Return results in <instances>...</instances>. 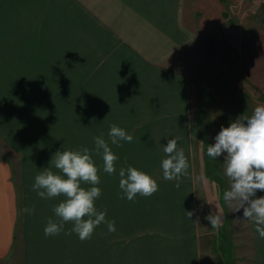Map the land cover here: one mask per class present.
Wrapping results in <instances>:
<instances>
[{"label": "crops", "instance_id": "obj_1", "mask_svg": "<svg viewBox=\"0 0 264 264\" xmlns=\"http://www.w3.org/2000/svg\"><path fill=\"white\" fill-rule=\"evenodd\" d=\"M0 3L12 4L8 13L0 12V20L7 16V29L20 30L21 39L16 40L19 49L29 52L33 60L44 58L49 80L52 77L60 94L53 93L55 98H61L60 106H64L66 99H77V124L86 123L83 118L93 114L95 137L103 134L108 141L110 126L116 124L133 140L145 138V143L137 147L141 148L137 151L141 156L150 138L164 146L168 139L178 138L189 161L188 95L183 87L187 80L165 71L170 60L189 43V33L182 22L184 0ZM242 61L246 78L264 95V21L258 29L245 33ZM223 100L227 112L224 127L236 119L229 115L231 100L237 101L239 116L251 115L254 110L235 87L225 89ZM130 115L144 117L138 130L130 129L129 120L124 123ZM161 120L167 122L161 125ZM58 133L69 138L65 126H59ZM0 136L9 148L17 152L23 149L15 136L1 127ZM121 143L122 147H116L109 141L118 156L116 166L123 162L124 152L122 155L119 148H128L124 157L131 162L127 156L133 152V142ZM94 157L100 167L101 182L97 186L102 192L95 204L98 210L107 209L106 219L115 221L116 231L107 234L106 225L101 224L91 239L81 241L75 233L45 237L47 220L56 219L52 208L58 203L19 204L12 176L16 175L14 167L0 156V264H206L197 190L190 167L179 188L175 187L176 181L151 175L159 191L151 197L137 195L135 202H131L119 198L122 192L117 177L102 175V158ZM222 158L224 162L223 155ZM223 175L229 188L224 166ZM259 196H264V191L258 190ZM32 206L35 214L29 216L23 209ZM188 211L193 212L191 219ZM249 225L253 264H264V239L259 238L252 223ZM71 227L66 224L65 231Z\"/></svg>", "mask_w": 264, "mask_h": 264}, {"label": "rangeland", "instance_id": "obj_2", "mask_svg": "<svg viewBox=\"0 0 264 264\" xmlns=\"http://www.w3.org/2000/svg\"><path fill=\"white\" fill-rule=\"evenodd\" d=\"M11 7L12 4L0 3V12L8 13ZM183 14V28L189 33V43L176 58L170 60L165 71L187 80L183 87L188 95L189 161L197 190L203 261L206 264H253L250 222L234 221L243 218V209L233 212L224 202L223 194L228 188L223 175V158L221 155L217 160L210 159L207 147L215 143L214 138L226 118L223 94L227 87L238 88L253 109L264 104L263 93L246 78L242 63L244 35L258 29L263 23L264 0H184ZM2 17L0 127L15 136L23 149L17 152L9 148L0 136V156L14 167L16 175L12 176L19 204L59 203L64 197L41 199L32 191L34 177L50 166L51 157L58 150L94 148V115L85 116L83 119L86 123L77 124V99H66L63 101L64 106H60L62 100L55 98L56 94H60L52 77L49 80L44 58L33 60L29 52L20 50L19 42L16 43L17 39H21L18 35L20 30L7 29V16ZM67 87L69 91L70 85ZM222 87L226 88L222 90ZM236 103V100L230 101V117L237 118L240 115ZM60 112L64 115L60 116ZM142 118L130 115L124 123L129 120L130 129L135 130ZM166 122L161 120L160 124ZM59 126H65L69 138L60 136ZM139 139L132 141L133 154L129 151L130 157L127 156L131 162L125 164L124 155L128 148L118 149L122 155L124 152L123 157L119 153L123 162L117 164V171L113 174L117 177L118 187V173L122 166L131 165L149 175H163L160 164L166 158L164 145L156 138H150L141 156L137 154L141 148L137 147L145 143V138ZM180 145L178 140L177 146ZM52 170L57 171L54 168ZM215 205L224 216V223L219 229H212L210 222L205 219L210 212L216 213ZM241 224H244V228L239 227Z\"/></svg>", "mask_w": 264, "mask_h": 264}, {"label": "clouds", "instance_id": "obj_3", "mask_svg": "<svg viewBox=\"0 0 264 264\" xmlns=\"http://www.w3.org/2000/svg\"><path fill=\"white\" fill-rule=\"evenodd\" d=\"M215 143L208 145L207 155L212 160L224 156V173L229 180V188L223 194V200L233 212L243 209V218L234 221L250 222L255 232L264 239V196L257 197V191H264V104L257 105L251 115L238 116L227 127L221 126L215 136ZM178 138L168 139L163 146L165 154L161 160L163 179L176 181L180 187L182 177L189 175V161L182 147L177 146ZM111 145L122 147L121 141L131 143L133 136L116 124L110 126L108 141L103 134L94 137V148L82 147L79 150H58L44 168L34 177L31 188L41 199L64 197L54 205L55 216L48 218L44 228L45 237L66 236L75 233L81 241L89 240L97 227L106 225L107 234L116 231L115 221L108 220L107 209L98 210L96 200L102 195L100 167L94 161V155L102 158L103 172L116 173L118 156ZM126 164V161H125ZM57 171H53L52 169ZM119 198L135 202L137 195L151 197L159 191V185L151 175L131 165L119 168ZM82 185H88L84 187ZM216 206V205H215ZM216 213H209L205 219L212 229H219L224 223V216L216 206ZM23 211L31 216L35 207H25ZM189 219L192 211L186 212ZM72 227L65 231V225Z\"/></svg>", "mask_w": 264, "mask_h": 264}]
</instances>
